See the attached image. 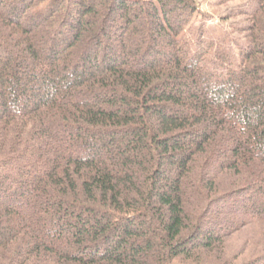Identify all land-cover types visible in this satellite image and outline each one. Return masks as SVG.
Instances as JSON below:
<instances>
[{
  "label": "trees",
  "instance_id": "16d2710c",
  "mask_svg": "<svg viewBox=\"0 0 264 264\" xmlns=\"http://www.w3.org/2000/svg\"><path fill=\"white\" fill-rule=\"evenodd\" d=\"M249 1L234 58L196 0H0V264H264Z\"/></svg>",
  "mask_w": 264,
  "mask_h": 264
},
{
  "label": "rangeland",
  "instance_id": "374dc122",
  "mask_svg": "<svg viewBox=\"0 0 264 264\" xmlns=\"http://www.w3.org/2000/svg\"><path fill=\"white\" fill-rule=\"evenodd\" d=\"M196 3L197 11L192 16L190 24L194 27L195 36L198 38L203 34L205 40H212L216 44V48L221 45L220 49L225 52L231 51L233 57L238 58L242 47L249 42L247 36L242 33V29L248 24L247 17L240 16L239 12L250 10V1L196 0ZM49 6V2H36L33 11L36 14H44ZM143 24V21L138 19L134 28H142ZM140 39L138 35L135 43L140 42ZM162 57L164 60L169 58L166 55ZM233 246H237L235 240Z\"/></svg>",
  "mask_w": 264,
  "mask_h": 264
}]
</instances>
